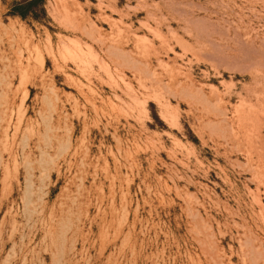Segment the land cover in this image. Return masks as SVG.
<instances>
[{
    "label": "rangeland",
    "instance_id": "1",
    "mask_svg": "<svg viewBox=\"0 0 264 264\" xmlns=\"http://www.w3.org/2000/svg\"><path fill=\"white\" fill-rule=\"evenodd\" d=\"M0 0V264H264V0Z\"/></svg>",
    "mask_w": 264,
    "mask_h": 264
},
{
    "label": "trees",
    "instance_id": "2",
    "mask_svg": "<svg viewBox=\"0 0 264 264\" xmlns=\"http://www.w3.org/2000/svg\"><path fill=\"white\" fill-rule=\"evenodd\" d=\"M36 0H21L14 2L12 4V8L10 10L11 14H17L20 17H31L36 18V13L34 9H32L33 4Z\"/></svg>",
    "mask_w": 264,
    "mask_h": 264
}]
</instances>
